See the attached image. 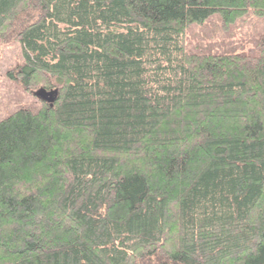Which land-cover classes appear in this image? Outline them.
Segmentation results:
<instances>
[{
    "label": "trees",
    "instance_id": "trees-1",
    "mask_svg": "<svg viewBox=\"0 0 264 264\" xmlns=\"http://www.w3.org/2000/svg\"><path fill=\"white\" fill-rule=\"evenodd\" d=\"M10 39L0 264H264V0H0Z\"/></svg>",
    "mask_w": 264,
    "mask_h": 264
},
{
    "label": "rangeland",
    "instance_id": "rangeland-1",
    "mask_svg": "<svg viewBox=\"0 0 264 264\" xmlns=\"http://www.w3.org/2000/svg\"><path fill=\"white\" fill-rule=\"evenodd\" d=\"M252 16H248L250 19ZM254 20L257 18L254 17ZM22 50L17 40H0V120L10 115L19 107L36 111L40 101L24 87L17 86L16 81L9 80L7 72L15 69L21 62Z\"/></svg>",
    "mask_w": 264,
    "mask_h": 264
},
{
    "label": "water",
    "instance_id": "water-1",
    "mask_svg": "<svg viewBox=\"0 0 264 264\" xmlns=\"http://www.w3.org/2000/svg\"><path fill=\"white\" fill-rule=\"evenodd\" d=\"M36 95L43 100H47L48 102H53L56 97V92L55 91L47 92L44 89H40L39 91L36 92Z\"/></svg>",
    "mask_w": 264,
    "mask_h": 264
}]
</instances>
